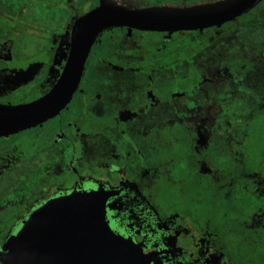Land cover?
<instances>
[{"label": "flooded vegetation", "instance_id": "obj_1", "mask_svg": "<svg viewBox=\"0 0 264 264\" xmlns=\"http://www.w3.org/2000/svg\"><path fill=\"white\" fill-rule=\"evenodd\" d=\"M231 1L0 0V106L41 117L0 136V264L76 193L147 264H264V0ZM100 8L119 22L58 108L74 28Z\"/></svg>", "mask_w": 264, "mask_h": 264}, {"label": "water", "instance_id": "obj_2", "mask_svg": "<svg viewBox=\"0 0 264 264\" xmlns=\"http://www.w3.org/2000/svg\"><path fill=\"white\" fill-rule=\"evenodd\" d=\"M241 4L242 0H232L225 7L234 6L238 12L249 6ZM170 15L182 17V14ZM117 22L100 8L76 24L75 52L58 91V108L68 102L76 89L83 63L97 35ZM39 107L40 103L29 110L0 106V136L34 125L41 119L37 114ZM26 113H29L28 119L24 118ZM8 249L4 264H147L138 248L110 229L104 202L97 194L76 193L48 204L26 224Z\"/></svg>", "mask_w": 264, "mask_h": 264}, {"label": "rangeland", "instance_id": "obj_3", "mask_svg": "<svg viewBox=\"0 0 264 264\" xmlns=\"http://www.w3.org/2000/svg\"><path fill=\"white\" fill-rule=\"evenodd\" d=\"M69 24V23H68ZM67 25H65V27H66ZM69 26V25H68Z\"/></svg>", "mask_w": 264, "mask_h": 264}]
</instances>
